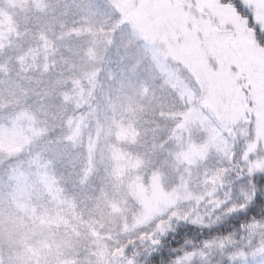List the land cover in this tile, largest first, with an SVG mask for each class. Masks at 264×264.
<instances>
[{
  "label": "snow or ice",
  "instance_id": "snow-or-ice-1",
  "mask_svg": "<svg viewBox=\"0 0 264 264\" xmlns=\"http://www.w3.org/2000/svg\"><path fill=\"white\" fill-rule=\"evenodd\" d=\"M108 7L115 19L91 0L65 4L15 58L17 75H26L16 80L0 66V240L8 252L0 247V264H264V0H108ZM149 8L169 9L172 21L156 30L148 21L138 23L137 14ZM219 8L247 26L259 62L246 64L226 50L238 30ZM69 15L75 19H61ZM126 24L137 34L128 50L150 65L152 86L129 93L121 81L101 108L91 102L99 70L51 77L58 63L72 72L86 58L102 59L118 34L123 43ZM12 33L0 11V50L11 45ZM73 39L81 43L65 45L72 57L58 61L57 41ZM189 39L198 59L184 52ZM34 71L39 76L27 75ZM30 95L39 97V105L28 103ZM54 96L61 103L47 104ZM142 122L152 125L144 135L153 134L143 143ZM131 146L143 152L133 153ZM158 153L162 163L170 161L171 190L157 174ZM59 163L71 166L82 188L93 176L100 179L91 199L108 209L106 215L85 218L75 198L64 196ZM145 181L151 191L137 193V187H149ZM108 186L128 199H115L119 191L110 197ZM81 226L90 241L69 255L62 244L47 242L61 227L79 238ZM181 226L206 238L165 251L166 238ZM37 234H47L38 249L28 242Z\"/></svg>",
  "mask_w": 264,
  "mask_h": 264
},
{
  "label": "rangeland",
  "instance_id": "rangeland-1",
  "mask_svg": "<svg viewBox=\"0 0 264 264\" xmlns=\"http://www.w3.org/2000/svg\"><path fill=\"white\" fill-rule=\"evenodd\" d=\"M92 1L96 2L95 4H97L98 6L99 0H92ZM102 3L105 5V11L107 13H110V15H115L113 10L108 7V0H102ZM217 11L221 15H223L225 18L234 22L238 30V35L236 36L237 42L231 45L226 44L225 45L226 50L229 53L239 56L241 59L244 60L246 64H250L253 61L259 62V59H260L258 55L259 49L256 47L254 42L251 40L250 31H246L247 26L243 22H241L239 18L236 17L235 14L229 9L219 8L217 9ZM254 11H255V8L253 7L250 10V12L246 13V15H251V12H254ZM172 17H173V13L169 9L149 8V9H145L139 12L137 14L136 19L138 23L148 21L149 22L148 27L152 28L153 30H156V29H160L164 27L165 25H168L172 21ZM253 26H255L254 23H253ZM121 33L124 36L123 43H121L120 34H118L117 43L112 45L109 51L106 52L105 50L102 53V59L88 60L86 58V61H87L86 64H82L77 69H74L72 71V74L75 73L76 76H79L81 71L85 70V68L87 70H99V74L97 77L98 83L100 81V78L103 79L102 80L103 83L104 81H107L110 84L115 83L117 78H121L123 83L125 82L128 83L127 85L129 86L128 87L129 93H132L133 89L137 88L138 83L142 84L143 82H146L147 84V82H151V84H148V85L152 86L154 73L150 70V65L147 62L141 63L140 59L138 58V54L135 52H130L128 50L129 44L130 43L134 44L136 37H137V34L133 26L131 24L124 25V27L121 29ZM129 37L132 38L131 41L129 40ZM146 47L152 48L154 46L149 44V45H146ZM155 47L162 48V46L160 45H156ZM184 52L198 59L196 47L191 42V39H189L188 45L184 48ZM123 60H125L124 63H123ZM65 64L66 63H63V62L59 63L60 68L62 70H65L64 68L68 66V65L65 66ZM132 64H135V65H132ZM138 67H141V71L140 70L136 71ZM62 70H58L56 71V73L53 72L51 77L54 78L55 76L59 75V72H63ZM174 71L176 73H179L181 70L180 68L177 67L174 69ZM136 72H137V78H139L138 82L136 81V78H135ZM126 76L129 77L128 80L126 79ZM130 80H134V81L130 82ZM83 86L85 88L88 87V84L86 81L84 82ZM115 89L116 88H114V90ZM95 96L98 98L100 107L103 108L107 103V97L109 96V94L105 92L102 94V83L97 85L95 89ZM54 97L57 98V96H54ZM96 97L92 99L91 101L92 103H93V100L96 99ZM36 99H39V98L36 97L35 99H33L35 101L33 100H32L33 102L28 101V103L32 104L35 107L39 105L40 103V101H37ZM47 102L48 101H46V103ZM69 107L71 108L70 105ZM94 126H95V123H94ZM169 148H173V146ZM131 151L135 153L138 150L135 149L134 146H131ZM141 152H143V150H141ZM158 157H159L158 159L156 156L153 157V160H155L156 165H158L156 169L157 174L160 176L163 187L167 190H171V187L174 184V177L171 173L170 161L167 163H162L165 159L163 153H158ZM79 179L80 178L78 177L76 179V182H78ZM127 182L128 181L126 180L125 183L127 184ZM145 183H148L149 187L145 188L143 185H141L137 187L136 189L137 193L144 194V193L151 191L150 181H145ZM100 187H101L100 179L97 176H93L91 180L89 181V183L85 185V187L83 188L80 186V184L77 187L75 185L70 186L65 191V196L70 199L75 198L76 202L80 206L78 211L82 210L84 212L85 218L91 215V216H95L96 219H101V215L102 214L106 215L108 212V209L106 208L101 209V208L95 207L94 201L91 199V196L98 194ZM107 190L109 192L110 197L113 196L114 192L119 191V195H116L115 199H118V200L128 199V197L124 194L122 190L113 189L110 186H108ZM85 192H87L89 196H85L84 195ZM129 206L130 207L132 206L131 200H129ZM101 222L105 223L106 227L104 231H107L109 227L107 220H101ZM73 223H75V221H73ZM56 231L57 233H60L59 236L62 235L60 240L59 238L57 239L56 243L62 244V250L64 251L66 255L71 254L73 250L76 248H82V246L86 245L90 241V237L87 236V230L84 226H81L80 228L82 235L79 238H77L75 235L66 234L65 229L63 227H61L59 230H56ZM187 236L188 237L190 236L191 238H185ZM16 238L19 239V236H17ZM205 238H206V235L204 234L198 233L194 230L193 231L186 230L183 234V239L180 240L179 243L177 242L178 238L173 240L172 244L173 243L174 245L177 244V246L172 247V249L181 247L182 245H184V241L186 240H192V241L197 242V244H199V242ZM66 241L69 243H65ZM34 246L36 247V244ZM184 246L191 247V245H184ZM5 248L6 247H4V250ZM140 259L143 260L144 257L141 256ZM220 259L221 257L219 253H216L215 260L219 261Z\"/></svg>",
  "mask_w": 264,
  "mask_h": 264
},
{
  "label": "trees",
  "instance_id": "trees-1",
  "mask_svg": "<svg viewBox=\"0 0 264 264\" xmlns=\"http://www.w3.org/2000/svg\"><path fill=\"white\" fill-rule=\"evenodd\" d=\"M78 2V1H77ZM98 6L95 4L96 2L91 0V3L99 10L105 13L107 17H112L115 19V15H110V13H107L105 11V5L102 3V0L98 1ZM67 5H72L73 1L72 0H13V3H10L9 0H0V11L5 13V23L10 26L13 29V33L10 36V39L12 40V43L9 47L4 48L3 50H0V66L6 65L7 68L11 70V75L13 78L16 80H19L20 76L26 75L25 73H20L19 76L17 73L19 72V64L16 63V57L21 54L23 50H26L30 44L35 43V35L41 30V29H46L47 27L51 26L54 21L52 20V17L57 15L58 12L63 10V6ZM61 19H67L69 22L71 20L75 19L74 16L69 15L68 17H61ZM255 27V26H253ZM18 30L21 33V36L19 38L16 37L15 31ZM56 31L59 32L60 29L58 25L56 26ZM81 42L77 41L75 39L73 40H64V41H57V44L59 45V53L56 55V59L60 61L61 55L65 57H72V52L68 51L65 45H79ZM111 47L106 49V52L109 51ZM11 57V60L8 58ZM125 60H123L124 63ZM68 64H65V66ZM82 65V64H81ZM135 65V64H132ZM69 65L64 68L65 70H62L60 68L59 63L57 64V69L62 70L63 72L65 71V76H70L72 72L68 71ZM140 70L141 67H138L136 71ZM56 73V71L54 72ZM53 73L50 75L52 76ZM119 74V72H118ZM129 74V73H128ZM27 75L30 76H39L38 72H30ZM154 75V74H153ZM0 78L3 77V72L0 71ZM136 81L138 82L137 78V72L135 75ZM126 79L128 80L129 77L126 76ZM103 79L100 78V81L98 84L102 83V94L108 93L109 95L114 93V88H117L119 86V83L122 81L121 78H117L115 83H108L107 81H102ZM134 80H130L132 82ZM123 82V81H122ZM127 85L128 83H124ZM142 84H146V82H143ZM147 84H151V82H147ZM31 87H35V85H30ZM141 84H137V88L139 89ZM73 88V85L71 83L67 84V90H71ZM128 90V89H127ZM99 96V95H98ZM37 96L35 95H30L28 98L29 102H33ZM96 96L94 95V98ZM39 98V97H37ZM33 100V101H32ZM37 101H40L39 99H36ZM59 105L61 103L60 97L57 96V98L53 97L48 100L47 104L52 105ZM94 105H99L98 98L93 100ZM100 106V105H99ZM69 110L71 108L69 107ZM50 111H56L55 108H51ZM152 117L148 116L147 120H151ZM95 121H93V127H94ZM152 125L150 123H143L141 124V132H142V138H141V143L144 142V140H150L152 137V133L149 131L147 135H144V130L145 129H150ZM173 145H168V147H172ZM135 149H137L139 152H141V148L139 146H134ZM56 176L58 178H61V186L64 188L66 191L70 186L75 185L76 187L79 186V183L76 182V179L78 177L72 175V169L71 166L68 163H59L56 166ZM65 191H64V196H65ZM66 197V196H65ZM68 198V197H66ZM70 199V198H68ZM71 200V199H70ZM13 214H15V209L10 210ZM188 230L181 226L180 228L177 229L175 233L170 234L166 238V243L164 245V250L168 251L171 250L172 247H176L177 244L174 245L172 244L174 239H177L181 234H184V232ZM60 233H57L55 236H48L47 242L51 243L52 240L57 241V239L61 238L62 235L59 236ZM213 235H216V233H213ZM46 235H40L37 234L33 236L28 242L29 244L31 243L32 245L36 244V248L38 249L41 244L45 241ZM185 238H191L190 236L185 237ZM5 241L0 240V247L3 248V253L4 255H7V248L4 250V245Z\"/></svg>",
  "mask_w": 264,
  "mask_h": 264
}]
</instances>
